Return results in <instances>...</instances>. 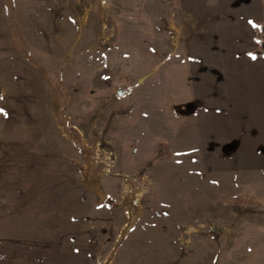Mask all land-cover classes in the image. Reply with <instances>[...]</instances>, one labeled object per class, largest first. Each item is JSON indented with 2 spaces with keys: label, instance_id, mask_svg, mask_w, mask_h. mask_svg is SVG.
I'll return each instance as SVG.
<instances>
[{
  "label": "rangeland",
  "instance_id": "rangeland-1",
  "mask_svg": "<svg viewBox=\"0 0 264 264\" xmlns=\"http://www.w3.org/2000/svg\"><path fill=\"white\" fill-rule=\"evenodd\" d=\"M0 264H264V0H0Z\"/></svg>",
  "mask_w": 264,
  "mask_h": 264
},
{
  "label": "water",
  "instance_id": "water-1",
  "mask_svg": "<svg viewBox=\"0 0 264 264\" xmlns=\"http://www.w3.org/2000/svg\"><path fill=\"white\" fill-rule=\"evenodd\" d=\"M118 93H119V95L123 94V90H120Z\"/></svg>",
  "mask_w": 264,
  "mask_h": 264
},
{
  "label": "snow or ice",
  "instance_id": "snow-or-ice-1",
  "mask_svg": "<svg viewBox=\"0 0 264 264\" xmlns=\"http://www.w3.org/2000/svg\"><path fill=\"white\" fill-rule=\"evenodd\" d=\"M251 23V22H250Z\"/></svg>",
  "mask_w": 264,
  "mask_h": 264
}]
</instances>
